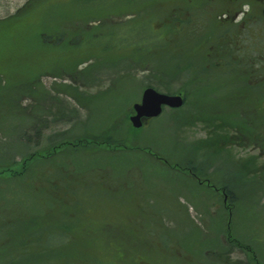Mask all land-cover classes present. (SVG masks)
<instances>
[{
    "label": "rangeland",
    "instance_id": "374dc122",
    "mask_svg": "<svg viewBox=\"0 0 264 264\" xmlns=\"http://www.w3.org/2000/svg\"><path fill=\"white\" fill-rule=\"evenodd\" d=\"M117 2L122 6L120 13L133 11L132 9L140 7H136L138 4L141 5L134 0ZM25 3L26 0H0V19L16 14ZM101 3L103 9L93 13L80 7L77 13L72 10L60 15L57 7L52 4L41 11L38 25L44 29L47 41L54 35L60 39L54 48H68L76 51L73 54L78 56L80 49L85 51L87 47L91 48L88 50V59L77 66L80 70L93 62L89 70L84 75L78 71L73 73L81 84L77 92L88 108H82L66 92L56 91V88L59 89L57 84L70 82V76L64 75L60 79L48 73L42 74L40 86L44 93L39 94L38 105L39 108L45 107L50 111L43 113L39 110L37 115L41 123L34 127V122L29 119L30 108H25V112L16 111L19 97L24 91L19 90L23 80L16 85V78L7 76V85L0 90V161L10 163L12 160L22 159L26 152L44 150L52 141H59L56 140L57 137L51 138L57 133H66L64 140L84 131L98 133L115 119L129 145L148 146L161 156L153 158L135 148L124 153L120 159L116 156L109 157V153L105 151L90 154L69 152L67 145L63 151L67 154H58L52 159L45 158L38 165L40 170L24 175L27 177L23 176V180L0 179V237L10 228L16 227L14 230L18 232V227L30 229L41 225V222H53V217H59L54 215L57 212L55 204L58 198L62 200L61 198L71 195L67 201L62 200V205L66 204V212L73 210L76 214L83 209L86 214L106 213L105 222L113 233L119 230L130 231L131 228L124 227V221L116 220L115 223L108 217L114 218L113 212L117 208H121L120 211L126 208L132 211V208H140L138 204H141L143 210L137 213L138 216L132 213L129 219L133 221L136 217L142 218L141 222L147 234L142 235L137 229V239L134 240L133 234L129 233V242L135 250H130L125 256V262L122 261L121 264H166L162 257L166 248L173 251L174 248L184 252L186 249L193 251L194 256H198L197 264L198 259L202 264H210L209 257L213 258L217 251L226 247L224 240L227 232L239 237L240 242L251 248L258 262L264 264L262 187H239L231 190L235 200L225 208L218 193L212 194L209 190H205V194L195 190L193 192L191 188L195 185L197 189V184L187 178L184 170L187 164L185 157L199 154L196 146H204H191L203 139L206 132L202 123L195 120L196 117H203L205 120L209 117L212 121L216 114H224L231 109L230 97L243 86L240 76L233 73L213 74L212 68L204 67L200 61L194 58L187 60L185 57L190 53L191 46L174 43L173 40L177 41L174 33L170 37L167 35V41L162 42L163 48H159L161 41L152 37V26L163 32L167 31L172 27L170 18L160 20L158 27L156 20L152 18L149 21L145 11L129 16L125 15L128 13L107 16L109 1L103 0ZM151 5L160 4L156 2ZM32 12L27 14V18L35 22L39 10ZM89 17H98L102 19V23L95 29H88L84 21ZM92 18L88 20L91 24L95 22ZM50 30L52 31L49 33ZM242 33L240 46L243 49L239 54L243 57L246 55L250 61L257 56V42L263 43L264 38L258 33L250 37V32L245 28ZM236 50L237 45L232 42L231 54ZM98 52L103 54V59L94 58ZM33 54L32 58L35 60L38 53ZM189 65L195 70L197 80L192 83V87L178 79L182 66H188V71L182 74L193 72ZM52 70H55L54 66ZM154 74L161 76V79L154 77ZM18 77L24 79L22 74ZM11 84L15 89L11 88ZM147 85L161 92L169 89L171 93L183 87L187 93L185 104L177 110L164 108L156 119L150 120L139 129L132 128L129 122L131 105L140 100ZM58 98L62 100L61 105L57 102ZM232 101L235 102L236 99L232 98ZM31 102L30 99H22L18 105L26 106ZM127 121L129 127L125 123ZM17 134L22 135L21 139L17 138ZM209 145H212L208 152L211 153L220 143L211 141ZM242 146H229L233 156L246 158L249 154H257L256 150L251 151L246 142ZM227 155L226 153L225 156ZM260 161L262 158L258 165ZM237 168L235 161L226 159L215 171L217 179L225 183L238 181L242 171ZM79 177L90 185L81 186L80 180L73 183V179ZM250 180L256 181L254 178ZM128 190L127 196L130 198L125 202L124 196ZM117 199L124 201L118 203L115 201ZM213 201L216 205L211 204ZM122 220L127 222L128 216ZM94 222V219L90 221L92 224ZM232 256L244 261L248 259L251 264L253 255L243 250Z\"/></svg>",
    "mask_w": 264,
    "mask_h": 264
},
{
    "label": "trees",
    "instance_id": "16d2710c",
    "mask_svg": "<svg viewBox=\"0 0 264 264\" xmlns=\"http://www.w3.org/2000/svg\"><path fill=\"white\" fill-rule=\"evenodd\" d=\"M102 1L103 0H26V3L16 12V14L0 19V90L7 85V82L5 81L7 76H14L16 78L14 80L16 85H19L21 80H23L19 86V90L24 91L21 92L18 104L22 99H30L32 102L31 104L29 103L26 106L20 107L17 104L16 111L25 112V108H30L31 112H29V119L32 123L34 122V127L35 124L41 123L37 112L39 110H42L43 113L50 111L45 107L39 108L38 105L39 94L44 93L42 89L43 87L40 86L42 74L48 73L49 75H53L54 78L60 79L64 77V75L70 76V82L68 84L64 83L63 85L60 83L57 84L59 89L56 88V91L58 93L66 92L70 97H73L82 108H88V105L82 101V97H80L79 92H77L78 87L81 84L78 83L79 81L78 79L76 80L77 77H75V74L73 73L78 71L79 74L84 75L93 64V62H91L85 68L80 70L77 69L78 64L84 62L85 59H88V50L91 49L90 47L86 46L87 48L85 51L80 49V56H78L75 55L76 51L74 50L70 51L68 48L66 50L64 47L54 48L56 44L60 42V39L56 35L51 36V40L47 41L44 29L40 28L38 25L41 11L46 10V6L52 4L54 7H57L60 15H62L63 12L65 13L68 11L69 13L72 10H75L77 13V9L80 7H82V10L85 8L89 10L90 13H93L95 10L103 9ZM108 1L110 6L108 7L107 16H110L111 14L119 16L125 13H128L125 15L129 16V14L140 13V11L143 13V11H145V14L149 17V21L153 18L158 22V27H160V20H163V18L164 20L170 18L172 27L167 31L164 30L163 32L159 28L155 29L154 25L152 26V37L161 41L159 48H163L162 42L167 41L165 37L173 34V22L177 14L176 7L182 6L183 4L181 0H134V2L138 1V3L141 4L136 6H140L139 8L132 9L133 11L120 13L122 6L118 4V0ZM156 2L160 5H151ZM32 10L34 12L39 10L37 21L35 22H31V20L27 18V14H30ZM32 14L33 12L30 14V18L32 17ZM20 17L22 19H20ZM89 18H86L84 21V25L88 29H95L97 25L102 23V19L95 17L92 18L95 22H92L93 24H91L88 22V20H91ZM51 31L52 30H50L49 33ZM228 32L231 31H227L228 41L230 42L233 36ZM214 35L213 31L209 30L195 31V40L193 42L194 48L190 47V53L186 55L187 60L194 58V60L201 62V56L199 53L204 50L200 46L203 41H213V39H215ZM173 42H177L178 45L180 44L178 40H173ZM33 53H38L35 60L32 58L34 55ZM102 56L103 54L98 52L94 58L103 59ZM206 59L207 58H205V60ZM99 61L102 62L101 60ZM96 62H98V60H96ZM53 66L55 67L54 71L52 70ZM189 66L193 69L191 65ZM56 67L58 70H56ZM183 68L187 69L188 66H184ZM21 74L24 76V79L18 77ZM153 76L161 79V76L159 75L154 74ZM24 81L26 82L24 83ZM81 83L88 84V82ZM11 88H13L12 84ZM164 92L171 93L169 89H164ZM92 97L94 96H91V98ZM88 100H90V98ZM57 102L61 105L62 100L58 98ZM58 104L55 103L54 105L58 107ZM200 119V117H196L195 120ZM125 123L127 125L128 121ZM116 126L117 120L115 119L111 124L106 125L103 128V131L98 133L84 131L67 140H64L66 133H57L51 138L57 137L56 140L59 139V141H56V143L52 141V143L44 150L36 149L26 152L22 159L12 160L10 163L0 161V179L23 180L24 175H30L35 171L40 170L38 169V165L41 164V161L45 160V158L52 159L53 156L58 154L61 155L64 149L67 148V145L70 148L69 152H85L90 154L105 151L109 153V157L116 156L120 159L124 156V153L131 152L133 151L132 149L135 148H138L140 151H143L146 155L148 154L153 158L161 156L159 152L152 150L148 146L133 147L129 145L124 139L123 133L120 132V129L118 126L116 128ZM127 127H129V125H127ZM23 134L25 135V133ZM21 137L22 135L17 134V138L21 139ZM193 145L196 144H192L191 146ZM196 147L198 148L200 146ZM64 154L67 153H63V155ZM79 176L85 177V175L82 174H79ZM240 178L249 181V173H247V171L241 172ZM69 179L70 178H68L67 182H69ZM77 180H80V177L78 179H73V183ZM80 184L81 186L90 185L89 182L82 180H80ZM82 188L87 189V187ZM128 193L129 190L124 196L125 202L130 198L127 196ZM227 193L230 195V202L233 203L235 200L233 192L229 190ZM69 197H71V195L65 197L66 200L64 198L61 199L67 201ZM62 200L58 198L57 204H55L57 207L55 210L57 212L54 215L59 217H53L54 219H51L53 222L47 221L46 224L41 222V225L34 226L30 229L18 227L20 229L18 232L14 230L16 227L14 229L10 228L7 232L1 234L0 264H121L122 261L125 262V256L128 255V252L130 250H135L129 242V233L133 234L134 240L137 239L138 230L142 235L147 234V230L138 224V222H140L138 221L139 217L134 218L133 221L129 219L131 218L130 215L132 213H135V215L138 216L140 210H143L141 204H138L141 209L132 208V211L127 208L120 211L121 208H117V210L113 212L114 218L108 217V219L115 221V223L116 220L124 221L126 224L123 226H129L131 228V232L128 230H119V232L113 233V231L110 230L111 227L105 222V218L107 217L106 213L101 212L100 214L98 212V215H96V213L86 214V210L83 209L76 214L73 210H67L68 212H66V204L62 205ZM124 200L120 199L119 201L117 199L115 201L122 203ZM127 216V222V219L122 220L125 217L127 218ZM93 219L96 222L92 224L90 221ZM231 237L235 240L237 239V241L239 240L238 243L240 246L249 248L248 245L240 242L241 239L239 237L234 235H231ZM258 264L262 263L258 262Z\"/></svg>",
    "mask_w": 264,
    "mask_h": 264
},
{
    "label": "flooded vegetation",
    "instance_id": "af4514ba",
    "mask_svg": "<svg viewBox=\"0 0 264 264\" xmlns=\"http://www.w3.org/2000/svg\"><path fill=\"white\" fill-rule=\"evenodd\" d=\"M182 6L176 7V16L173 22V33L177 36V40L182 46H193L194 32L209 30L213 31V41H203L201 63L204 67L212 68L213 74H238L243 81V86L235 91L233 97L229 101L232 108L224 112L218 113L213 120L201 119L203 129L206 131L203 139L197 141L196 145H204L198 147L199 154H193L185 157L187 160L184 170L187 178L195 185L192 191H198L205 194V190H209L212 194L218 193L221 204L226 207L232 205L228 203L230 195L227 191L236 188L262 187L264 194V39L263 43L257 42L256 58L248 61L247 56L239 54L243 48L240 46V37L243 29H248L250 37L258 33L264 38V0H181ZM202 7V8H201ZM233 39L228 41L227 31ZM255 39V37H254ZM254 42V40H252ZM235 42L237 50L231 54V44ZM255 44V43H254ZM242 45V44H241ZM241 47V48H240ZM197 49V48H196ZM197 55V56H199ZM186 58V57H185ZM205 58H207L205 60ZM248 62H252L249 63ZM181 67V75L177 74L179 81L193 86L196 80L194 70L188 75L182 74L188 71ZM176 76V77H177ZM182 79V80H180ZM182 93L184 102L187 97L185 89L178 90ZM177 91V92H178ZM194 92V91H193ZM232 98L236 101L233 102ZM183 102V103H184ZM185 104V103H184ZM211 141L219 142L220 146L214 152L208 153ZM250 146L251 151L256 150L257 154H249L246 158L233 156L229 146L242 148L244 142ZM226 153L228 154L227 156ZM260 164L258 165V161ZM226 159L233 160L237 163V169L242 172L249 173V181L240 178L238 181L227 182L218 180L215 173ZM254 178L256 181H251ZM222 182V183H220ZM200 185V186H199ZM200 188V189H199ZM230 201V200H229ZM216 205V202H211ZM138 224L142 227V218H138ZM136 224V225H138ZM230 232H227L224 244L226 247L217 251L216 255L209 257L210 264H249V260L245 261L239 257H233L234 253L248 251L253 256L251 264H258V260L251 248L240 246L237 239L234 241ZM173 241L172 238H170ZM236 244V245H235ZM173 250L165 249L162 254L163 261L166 264L176 262L175 264H197L193 251H180L177 248ZM207 254V253H206ZM199 264H202L199 261Z\"/></svg>",
    "mask_w": 264,
    "mask_h": 264
},
{
    "label": "water",
    "instance_id": "95a60500",
    "mask_svg": "<svg viewBox=\"0 0 264 264\" xmlns=\"http://www.w3.org/2000/svg\"><path fill=\"white\" fill-rule=\"evenodd\" d=\"M183 103L181 92L177 94L164 93L152 86H145L139 101L133 102L132 112L129 115L131 126L139 128L145 120L156 118L164 107L179 108Z\"/></svg>",
    "mask_w": 264,
    "mask_h": 264
}]
</instances>
